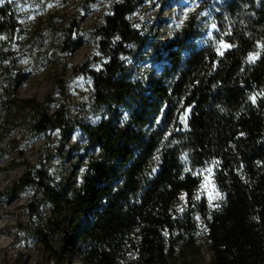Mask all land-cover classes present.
Instances as JSON below:
<instances>
[{
  "label": "trees",
  "instance_id": "trees-1",
  "mask_svg": "<svg viewBox=\"0 0 264 264\" xmlns=\"http://www.w3.org/2000/svg\"><path fill=\"white\" fill-rule=\"evenodd\" d=\"M99 1L81 0L78 10L89 13ZM105 2L101 22L84 33L99 56L73 73L90 81L93 92L80 105L95 123L73 119L60 99L70 91L64 65L57 96L18 98L23 76L15 59L23 45L14 36V2L0 6V126L32 137L57 130L63 144L75 128L82 135L69 165L84 167L78 186L54 169V152L27 165L16 186L34 193L19 228L53 259L64 251L82 264H205L206 257L264 264V0L223 7L200 0L168 42L141 34L130 19L144 0ZM237 2L255 13L256 28L232 26ZM77 25L61 36L59 27L48 30L65 53L78 45ZM45 40L36 29L25 44L39 52ZM13 109L21 113L12 119ZM55 150L61 161L69 157V149Z\"/></svg>",
  "mask_w": 264,
  "mask_h": 264
},
{
  "label": "rangeland",
  "instance_id": "rangeland-1",
  "mask_svg": "<svg viewBox=\"0 0 264 264\" xmlns=\"http://www.w3.org/2000/svg\"><path fill=\"white\" fill-rule=\"evenodd\" d=\"M0 3V6H3ZM200 0H144L141 6L134 12L130 19L141 30V34L147 33L150 38L158 36L160 41L168 42L177 30L188 11L195 7ZM215 6L223 5L226 2L233 3V0H214ZM43 3V4H42ZM80 6H84L81 0H16L13 4L14 15L18 23V31L15 39L22 43L20 49H16L15 63L18 67L19 76H23L22 82L15 91L19 99L35 98L39 101H46L48 97L57 96L55 88V77L63 71L65 80H68L69 93L60 98L69 108L70 115L77 121L97 122V116L88 112V105L81 106V100L90 97L93 89L90 81L86 77L74 75V68L82 65L87 60L99 56L97 46L84 33L90 27L101 22L102 16L106 13L107 4L105 0H100L89 13L79 11ZM240 9L234 16L232 26L249 30L256 28L254 25L255 13L250 11L249 5L237 2ZM78 25L74 33L77 37V47L72 52H63L67 47L60 48L57 41L63 31ZM59 27L61 32L57 37L49 28ZM213 25V24H212ZM211 25V28L214 29ZM36 29L44 31L46 40L42 50L31 52L25 44L26 40ZM149 38V39H150ZM102 62L106 58L100 59ZM91 68L97 69L99 63L91 64ZM156 79V74H151L149 81ZM53 103L49 104V112L55 109ZM27 110H23L26 112ZM20 112V111H19ZM19 112L12 110L11 118L19 116ZM21 113V112H20ZM5 114L0 108V124L3 123ZM5 125L0 126L1 149L4 153L0 160V264H82L81 260L69 252L60 251L61 243L56 242L55 250L62 252L57 258L47 255L39 244L30 236L24 234L19 228L26 219L25 205L31 199L34 188L27 187L19 191L16 182L27 170V165L37 166L38 158L42 153L56 154L53 167L63 176L68 177V181L73 186H78L83 166L79 164V169L70 171L69 165L76 159L77 151L73 144L77 141L82 144V135L78 128H75L69 135L66 144H63L64 137L53 130L46 137H32L20 127L14 128L6 134ZM69 149L70 154L66 161H61L60 152L55 150ZM208 183V182H207ZM208 193L214 197V193L209 189ZM14 188V190H11ZM207 256V254L205 255ZM205 264H210L206 257Z\"/></svg>",
  "mask_w": 264,
  "mask_h": 264
},
{
  "label": "snow or ice",
  "instance_id": "snow-or-ice-1",
  "mask_svg": "<svg viewBox=\"0 0 264 264\" xmlns=\"http://www.w3.org/2000/svg\"><path fill=\"white\" fill-rule=\"evenodd\" d=\"M0 3H3V0H0ZM212 27L215 28L216 25L213 24ZM220 44L223 45L224 48L231 47V45L224 44L223 41H220ZM219 50H220V49L218 48V51H219ZM254 58H255V55H254V54H249V60H253ZM215 163H217V162H216V161H213V164H215ZM206 171H211V169H207ZM210 199H211V197H210Z\"/></svg>",
  "mask_w": 264,
  "mask_h": 264
},
{
  "label": "water",
  "instance_id": "water-1",
  "mask_svg": "<svg viewBox=\"0 0 264 264\" xmlns=\"http://www.w3.org/2000/svg\"><path fill=\"white\" fill-rule=\"evenodd\" d=\"M10 2H15L16 0H9Z\"/></svg>",
  "mask_w": 264,
  "mask_h": 264
},
{
  "label": "bare ground",
  "instance_id": "bare-ground-1",
  "mask_svg": "<svg viewBox=\"0 0 264 264\" xmlns=\"http://www.w3.org/2000/svg\"><path fill=\"white\" fill-rule=\"evenodd\" d=\"M96 119H99L98 117Z\"/></svg>",
  "mask_w": 264,
  "mask_h": 264
},
{
  "label": "built area",
  "instance_id": "built-area-1",
  "mask_svg": "<svg viewBox=\"0 0 264 264\" xmlns=\"http://www.w3.org/2000/svg\"><path fill=\"white\" fill-rule=\"evenodd\" d=\"M97 121H99V119H97Z\"/></svg>",
  "mask_w": 264,
  "mask_h": 264
}]
</instances>
